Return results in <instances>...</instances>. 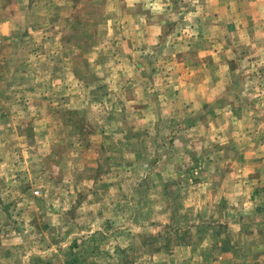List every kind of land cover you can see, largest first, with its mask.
Masks as SVG:
<instances>
[{"label":"rangeland","instance_id":"rangeland-1","mask_svg":"<svg viewBox=\"0 0 264 264\" xmlns=\"http://www.w3.org/2000/svg\"><path fill=\"white\" fill-rule=\"evenodd\" d=\"M128 4L0 0V264H211L238 242L241 124L129 61Z\"/></svg>","mask_w":264,"mask_h":264},{"label":"crops","instance_id":"crops-1","mask_svg":"<svg viewBox=\"0 0 264 264\" xmlns=\"http://www.w3.org/2000/svg\"><path fill=\"white\" fill-rule=\"evenodd\" d=\"M127 1L136 9L125 24L129 61L141 57L162 63L154 78L170 82L174 108L223 111L229 123L241 124V167L236 169L241 179L234 199L240 211L238 242H223V256L209 262L264 264V140L252 129L260 124L264 106V0H195L197 8L183 12L184 7H175L174 13L164 3ZM8 22L2 21L4 38L10 33ZM163 49L166 57L159 59ZM239 74L241 102L233 95L239 86L231 87ZM225 196L229 200L224 192L212 195L229 205Z\"/></svg>","mask_w":264,"mask_h":264}]
</instances>
